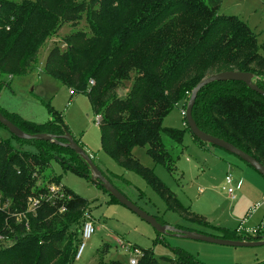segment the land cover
Wrapping results in <instances>:
<instances>
[{"label": "trees", "instance_id": "1", "mask_svg": "<svg viewBox=\"0 0 264 264\" xmlns=\"http://www.w3.org/2000/svg\"><path fill=\"white\" fill-rule=\"evenodd\" d=\"M220 4L221 0H0V75L31 72L45 42L65 23L74 26L84 18L87 28L66 34L63 49L53 46L42 70L65 85L70 96H88L100 115L101 148L173 203L175 195L132 156L133 148L145 147L153 162L171 169L172 158L160 135L164 132L180 143L182 132L164 128L162 120L176 104L183 102L185 107L191 90L212 73L249 72L264 91V47L243 20L218 13ZM126 83L129 88L120 95ZM0 113L27 134L51 135L61 143L62 135H71L54 112L44 123L4 108ZM191 115L198 129L264 165V96L242 82H211L198 91ZM11 136L21 147L0 136V264H72L89 205L47 170L51 160L86 177L90 168L79 154L57 142ZM38 175L41 183L35 185ZM49 183L59 187L52 200L45 199ZM29 198L39 200L34 211L28 209ZM216 229L222 234L214 236L227 240L242 241L247 235ZM177 251L167 264H202ZM140 253L137 264H160L150 249Z\"/></svg>", "mask_w": 264, "mask_h": 264}, {"label": "rangeland", "instance_id": "2", "mask_svg": "<svg viewBox=\"0 0 264 264\" xmlns=\"http://www.w3.org/2000/svg\"><path fill=\"white\" fill-rule=\"evenodd\" d=\"M218 13L234 15L243 20L264 47V0H221ZM85 28L87 24L84 18L74 26L65 23L40 48L36 67L31 72L26 75H0V82L3 83L0 108L36 123L51 119L52 112L61 115L73 139L81 144L98 171L128 200L149 215L158 217L160 224L212 236L222 234L216 227H224L241 234L246 232L242 241L248 237L264 236L263 176L223 148L208 142H196L180 113L183 102L176 104L162 120L164 128L182 132L180 143L164 132L160 135L172 158L171 169L153 162L145 147L132 150V156L151 169L153 175L175 195V202L168 204L144 177L119 165L101 148L100 128L95 118L99 114L93 111L88 96L79 92L70 96L65 85L42 70L53 46L63 49L62 38L66 34ZM261 51L264 54V48ZM128 88L129 83H126L118 93L123 95ZM188 99L184 101L185 107ZM0 136L8 139L12 145L21 147L2 126ZM229 169L233 185L239 179L242 181L234 198L229 197L223 189ZM47 173L56 176L61 185L85 198L89 205L86 216L91 219L94 231L84 241L81 257L72 264H109L111 261L128 264L129 258L134 255V248L138 251L150 249L160 264H167V259L177 257V250L190 254L202 264H252L264 260V245L234 247L158 232L135 212L110 199L109 193L93 182L91 171L86 177L64 169L59 162L51 160ZM39 183L41 177L38 175L35 185ZM254 231L258 233L257 236L252 234Z\"/></svg>", "mask_w": 264, "mask_h": 264}, {"label": "water", "instance_id": "3", "mask_svg": "<svg viewBox=\"0 0 264 264\" xmlns=\"http://www.w3.org/2000/svg\"><path fill=\"white\" fill-rule=\"evenodd\" d=\"M215 81H238L244 83L250 90L264 96V91L256 86V84L252 81V75L249 72L245 71H221L217 73H212L206 77H204L196 86L191 90L186 108H185V123L190 131V133L197 138L201 142H208L218 147L223 148L224 150L232 153L237 156L244 162H246L249 166H251L254 170H256L261 176L264 178V165L255 160L252 156L242 152L237 149L233 145L215 138L200 129L196 126L192 119V107L196 98L198 91L208 83ZM0 125L9 131L11 135L18 139L23 140H42V141H54L61 144L64 147L69 148L75 153L79 154L82 159L88 164L91 174L92 180L98 183L101 187L106 189L119 203L123 204L133 212H135L139 217H141L144 221L149 223L153 228H155L158 232L161 233H172L173 235H178L183 238H190L196 240H202L210 243H216L221 245H229L234 247H255L264 245V240L257 241H233L226 240L223 238H219L212 235H207L199 232H194L182 228L171 227L165 224H160L153 216L149 215L141 208H139L136 204L132 203L128 200L119 190H117L103 175L98 171V169L93 165L90 161L86 153L83 149L72 139V136L68 133L61 136L65 142H58L56 138L51 135L37 133V134H27L16 127L12 122H10L6 117H4L0 113Z\"/></svg>", "mask_w": 264, "mask_h": 264}, {"label": "built area", "instance_id": "4", "mask_svg": "<svg viewBox=\"0 0 264 264\" xmlns=\"http://www.w3.org/2000/svg\"><path fill=\"white\" fill-rule=\"evenodd\" d=\"M90 83H93V82L90 81ZM70 93H72V92L70 91ZM185 108L184 107L181 108V111H180L181 115L184 118H185ZM95 118H96L97 121H99L100 115H96ZM230 171L231 170L229 169L227 174H226V176H225V185H224L223 189L226 191V193H227V195L229 197L234 198L235 191L237 189H239L240 186H241V181H238L237 183H235V185H233V179H232ZM58 190H59V187L56 186V185L49 186L48 191H49L50 195L45 197V199L46 200H52L53 195L57 194ZM38 203H39L38 199L29 198L28 199V209L31 210V211H34V209L36 208ZM63 210H64V208L61 207L60 211H63ZM263 230H264V225H263ZM93 231H94V228H93L92 221H91V219L88 216L85 215V219H84V222L82 223V227H81V235H80L81 236V243L79 244V246L77 248L76 255H75V259L76 260L81 257V254H82V251H83V247H84V241L91 236ZM252 234L257 236L258 233H256V231H254V233H252ZM119 243L121 244V242H119ZM132 252H133L132 254H134V255H132L129 258L128 264H137L141 253L136 248H134Z\"/></svg>", "mask_w": 264, "mask_h": 264}, {"label": "crops", "instance_id": "5", "mask_svg": "<svg viewBox=\"0 0 264 264\" xmlns=\"http://www.w3.org/2000/svg\"><path fill=\"white\" fill-rule=\"evenodd\" d=\"M238 181H241L240 179L239 180H237L235 183H237ZM234 182V181H233ZM241 185H242V181H241Z\"/></svg>", "mask_w": 264, "mask_h": 264}]
</instances>
